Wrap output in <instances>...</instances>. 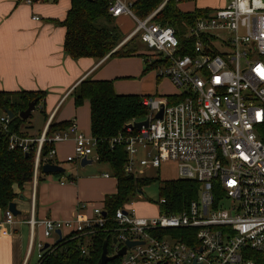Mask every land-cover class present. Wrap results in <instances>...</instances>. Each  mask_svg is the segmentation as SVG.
Instances as JSON below:
<instances>
[{
    "label": "built area",
    "instance_id": "obj_1",
    "mask_svg": "<svg viewBox=\"0 0 264 264\" xmlns=\"http://www.w3.org/2000/svg\"><path fill=\"white\" fill-rule=\"evenodd\" d=\"M21 1L33 5L40 0ZM105 1L112 16L137 22L117 48L139 36L155 55H148V63L156 62L158 76L181 90L174 96L142 97L148 125L127 127L112 138L111 146H124L128 174H134L137 164L173 162L178 178L200 184V198L178 213L142 217L129 209L131 203L119 208L116 242L110 243L108 254L119 257L120 264H264V0H224V6L188 28L184 41L175 27L153 20L168 0L145 19L133 12L135 0ZM51 118L38 137L25 136L12 130V118L0 108V132L8 135L10 148H36L34 187L42 166L51 163H41L46 143L53 145L46 159L60 165L55 145L75 133L74 154L67 161L98 160L96 137L79 132L75 122L49 135ZM103 212V206L81 202L70 219L38 221L32 214L31 229L44 225L47 241L37 242L33 234L29 253L37 247L41 259L42 251L57 241L58 230L63 237L90 235L94 227L104 226ZM14 223L8 208L1 212L0 234L8 235L5 225ZM129 241L136 244L120 255ZM86 249L84 245L83 254Z\"/></svg>",
    "mask_w": 264,
    "mask_h": 264
},
{
    "label": "trees",
    "instance_id": "obj_2",
    "mask_svg": "<svg viewBox=\"0 0 264 264\" xmlns=\"http://www.w3.org/2000/svg\"><path fill=\"white\" fill-rule=\"evenodd\" d=\"M163 2L165 0H135L132 9L139 18L145 19ZM108 6L105 0H71L67 17L61 22L66 27L64 40L66 54L75 60L86 57L102 60L107 56L116 58L138 55L142 56L148 65V59L137 52V46L134 45L135 37L117 48L127 34L116 24L117 18L109 13ZM213 9L195 8L193 11H183L175 0H168L153 20L175 27L184 41L183 36L188 28L210 14ZM156 67V62L149 64L143 74ZM71 95L76 107L82 106L86 101L90 102L91 135L98 140L97 161L109 164L112 176L117 179V191L105 197L103 207L106 222L103 227H94L95 231L87 236H79L75 232L64 236L50 248L42 251L43 257L37 264H98L105 242H108L110 250V243L115 234L116 211L130 203L144 186L155 180L128 174L125 169L128 153L124 146H111L112 138L127 132L128 124L142 121L148 116V109L142 104L143 96L119 94L115 90L114 80H98L91 77L82 80ZM46 96V91H0V108L15 113L11 121L13 131L27 135L23 127L28 120L22 119L19 115L28 108L31 101H36V105L42 110ZM45 118L48 119L46 115ZM70 125L71 121H52L49 135L64 131ZM260 137L264 141V131ZM52 147V144H45L41 155L42 164L53 162L46 159ZM35 157L36 148L29 152L20 148L11 149L8 135L0 134V213L5 211L11 202H15L26 184L33 182ZM54 175L76 181V177L67 172ZM43 180L42 177L39 178L40 182ZM160 182L161 199L165 200L160 204L161 213H178L198 198L200 184L194 180L176 178ZM84 245L87 248L85 254L82 253ZM108 264H120V258L115 257Z\"/></svg>",
    "mask_w": 264,
    "mask_h": 264
},
{
    "label": "crops",
    "instance_id": "obj_3",
    "mask_svg": "<svg viewBox=\"0 0 264 264\" xmlns=\"http://www.w3.org/2000/svg\"><path fill=\"white\" fill-rule=\"evenodd\" d=\"M70 8L71 0H40L33 5L21 0H0V91H46L44 116L52 117L54 122H75L79 132L91 134L90 102L76 107L71 95L73 89L91 77L114 80L119 94H139L145 89V80L132 78L142 79L143 65L138 56L75 60L67 55L66 27L61 22ZM35 15L40 19H34ZM48 119L34 133L25 132L38 137ZM74 137L75 133H70L68 140L56 143L55 159L76 181L61 182L63 177L54 178V174L39 171L36 187L33 182L25 185L15 200L21 214L15 217L14 224L5 225L10 231L8 235L0 234V264H31L35 252L29 253L31 237L34 234L36 241H41L37 231L40 229L44 235L45 229L42 224H37L34 231L31 229L32 214L38 221L70 219L79 203L103 206L105 197L116 193L117 179H112L108 171L98 173L86 167L88 164L82 166L81 161L73 162L71 168L63 166L68 162L67 157L74 154ZM41 177L44 180L40 182ZM86 212L89 216L93 214L92 209Z\"/></svg>",
    "mask_w": 264,
    "mask_h": 264
},
{
    "label": "rangeland",
    "instance_id": "obj_4",
    "mask_svg": "<svg viewBox=\"0 0 264 264\" xmlns=\"http://www.w3.org/2000/svg\"><path fill=\"white\" fill-rule=\"evenodd\" d=\"M175 1L178 3V7L180 6L179 8L183 11H190L195 8H210V7L219 8L225 5L224 0H175ZM163 3H161V5ZM161 5H159L158 8ZM115 22L117 25H119L121 30L127 34L133 31L137 25V22L135 20L125 15L118 17ZM135 40L136 41L134 45L137 46L138 49L137 52L142 53L144 57L149 59L148 55L151 53V51L146 48L145 44L140 40L139 37L135 36ZM138 57H140L143 65V70L141 73L142 79H140V76H135L132 79L134 81L145 80V85H144L145 89L142 92L139 91L140 93L139 94L137 93V95L144 97V96H170V95L174 96L180 94L181 90L176 85H174L171 82V80L166 78H160L158 76L156 68H153L146 74H143L145 67L151 63L146 65L144 58L142 56H138ZM152 58L154 59L155 55H153ZM4 111H6V109H4ZM27 120H28L27 124L23 127L24 131H29L30 133H34L35 129L38 130L39 127L43 126V123L45 122V116L44 114H42V110L40 106H37V109L32 112V115ZM73 165H74L73 162L63 163V166H65L66 168H71L73 167ZM76 166L80 167V164H77ZM86 167H91L93 168V170H96L98 173L99 171L102 170L108 171V173L111 175V178L114 179L112 176L111 168L107 163H102L95 160L92 164H88ZM41 171L43 170L41 169ZM134 174L137 177H149V178H154L155 180L149 185L144 186L142 189L143 192L138 193L137 196H135L132 199V201L130 202L131 204L129 205V209L130 210L133 209L137 216H142V217L158 216L161 213L160 212V204H161L160 181L173 180L178 178V171L176 168V164L173 162L162 163L160 167L142 166L140 164H137L134 170ZM53 177L55 178L57 176L53 175ZM198 198H200V192L198 194ZM37 234H38V239H40L41 241H47L45 236L41 234L40 229H38ZM54 240L55 238L51 239V241ZM38 254H39V250L36 247L34 255L31 259V264H37L39 262Z\"/></svg>",
    "mask_w": 264,
    "mask_h": 264
},
{
    "label": "water",
    "instance_id": "obj_5",
    "mask_svg": "<svg viewBox=\"0 0 264 264\" xmlns=\"http://www.w3.org/2000/svg\"><path fill=\"white\" fill-rule=\"evenodd\" d=\"M37 109V105H36V101H31L28 105V108L25 109L24 111H22L20 113V117L22 119H28L31 115H32V112L34 110ZM7 113L9 114V116L11 118H14L15 117V113H13L11 110H8L6 109ZM162 114H163V111H160L156 117L157 118H161L162 117ZM148 125V120H144V121H138V122H133V123H130L127 125V127H130V128H137V129H140L142 126H147ZM96 159H89L88 157H84L82 160H81V165L82 166H86L87 164H91L93 163V161H95ZM42 170L45 174H57V173H61V172H65V168L62 167L61 165H58V164H55V163H46L43 165L42 167ZM143 191H140L139 193H142ZM8 209L14 214L15 217H17L18 215L21 214V211L18 209L17 207V203L16 202H11L8 206ZM103 214H106L105 211L103 212ZM57 234H58V239L57 241H60L63 237L62 235V231L61 230H58L57 231ZM114 242H116V239H114ZM136 243L135 242H131L129 241L127 243V246H125L124 248H122V250H120L119 254L120 255H124L125 252H126V249L128 246H133L135 245ZM49 247V243H46L45 245V248ZM108 242H105L104 245H103V252H102V256H101V259L99 261L98 264H108L111 260H113L115 257L114 256H110L108 254Z\"/></svg>",
    "mask_w": 264,
    "mask_h": 264
}]
</instances>
